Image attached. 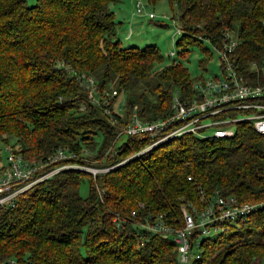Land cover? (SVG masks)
<instances>
[{"label": "trees", "instance_id": "trees-1", "mask_svg": "<svg viewBox=\"0 0 264 264\" xmlns=\"http://www.w3.org/2000/svg\"><path fill=\"white\" fill-rule=\"evenodd\" d=\"M165 1L177 10L179 59L155 70L162 60L155 45L119 42L123 20H116L114 6L123 0H0V142L26 160H42L57 148L77 155L39 171L78 166L54 172L18 193L13 206L0 207V262L177 264L170 236L137 223L157 213L179 227L180 204L199 206L200 189L263 205L243 220L220 223L219 233L198 237L193 229L188 241L197 238V257L187 264H264V134L241 120L227 138L187 133L141 152L148 140L115 135L131 106L150 121L168 113L173 93L191 96L201 77L191 80L180 59L188 46L209 59L201 40L216 45L222 33L232 35L233 70L247 84L264 83V0ZM79 74L93 78L99 106L86 100L75 80ZM111 90L122 93L120 108L117 95L105 96ZM111 145L114 153L104 154ZM82 167L110 168L91 174ZM84 181L87 193L81 197Z\"/></svg>", "mask_w": 264, "mask_h": 264}, {"label": "built area", "instance_id": "built-area-1", "mask_svg": "<svg viewBox=\"0 0 264 264\" xmlns=\"http://www.w3.org/2000/svg\"><path fill=\"white\" fill-rule=\"evenodd\" d=\"M144 6L146 5L141 1L134 0L132 15H144L146 19L153 20V14L146 12ZM261 25L264 29V21ZM175 33H180L179 27L175 28ZM235 45L232 35L227 32L222 33L218 44L211 45L218 62V75L194 81L191 86L192 94L186 99H180L177 93H173L168 113L163 117H156L150 121L142 120L137 107L131 106L124 121L117 127L115 135L148 140L149 143L138 151L141 152L167 139L187 133L201 139L227 138L234 133L233 123L241 120H247L255 132L264 134V83L247 84L233 70L230 57ZM166 56L172 57L173 52H169ZM75 80L83 88L88 103L99 106L100 100L96 98L93 78L79 74L75 76ZM116 93L115 90H111L105 96L110 98L117 95ZM122 105L121 100L118 108ZM103 113L109 114L105 109ZM4 152V162L0 165V207L3 208L13 206L15 196L27 187L71 164H61L46 171H39L42 167L58 160L77 157L62 148H57L42 160H26L8 144H4ZM138 152L129 155L126 159L135 156ZM83 153L84 151H81V154ZM113 153L111 145L105 154ZM109 168L82 167L91 174ZM186 180L190 178L187 177ZM197 194L199 206L190 202L180 204L179 227L173 228L163 214L157 213L146 214L142 221L137 223L141 230L170 236L171 241L176 244L177 264H187L190 259L197 257L195 250L197 238L188 241V235L193 229H199L198 237L205 236L210 231L219 233L224 229L220 223L232 224L243 220L248 213L256 211L263 205V202L238 203L232 196L222 197L216 191L206 195L202 190L197 189ZM141 207L140 203L137 204V208ZM135 212L136 209L130 210L129 217H133ZM111 221L118 225L119 218L113 216ZM0 264H12V261L8 259Z\"/></svg>", "mask_w": 264, "mask_h": 264}, {"label": "rangeland", "instance_id": "rangeland-1", "mask_svg": "<svg viewBox=\"0 0 264 264\" xmlns=\"http://www.w3.org/2000/svg\"><path fill=\"white\" fill-rule=\"evenodd\" d=\"M129 1V5L126 6V10L121 7L119 4L114 6V9L119 7L121 12L117 13V21L123 20L120 23V26L117 27L116 33L119 38L120 44L124 46L134 45L138 48H142L144 45H155L158 49L159 54L162 57L160 63L154 65V69H158L161 66L170 62V59H179L176 57V52L180 49L174 47V41L178 38L179 34L175 33V28L178 27L176 21L177 10L172 7L170 9L165 0H158L153 5H147L144 3V0H139L144 3L146 12L153 14V20H147L144 15H139L132 17L133 12V0H124ZM34 0H26L27 4H32ZM116 10V9H115ZM129 10L131 13L129 14ZM131 18V20H130ZM133 20V21H132ZM129 32V35L127 36ZM129 38H127V37ZM126 37V38H125ZM196 38L199 39L197 36ZM201 48L206 49L210 53V58L207 60L204 58V54L196 46L187 47V54L184 59H180V63L186 68L189 78L191 80H196V78L209 79L213 75H218V62L215 57V54L212 52L211 45L205 41L201 40ZM169 52H173L172 57H167L166 55ZM199 60H204V66L200 67L198 65ZM109 89H114L112 86H109ZM122 93H119L116 96V100L122 97ZM208 133V132H206ZM101 142L100 135L94 137L95 147L98 148ZM105 154V153H104ZM5 152H4V143L0 142V165L4 162ZM103 158L99 161L102 162ZM87 193L86 182H82L78 187V194L81 197H84Z\"/></svg>", "mask_w": 264, "mask_h": 264}, {"label": "crops", "instance_id": "crops-1", "mask_svg": "<svg viewBox=\"0 0 264 264\" xmlns=\"http://www.w3.org/2000/svg\"><path fill=\"white\" fill-rule=\"evenodd\" d=\"M123 1H124V0H123ZM133 1H134V0H133ZM122 5H124L123 8L126 10V6L129 5V1H126L124 4L121 3L119 6L121 7ZM119 12H121V11L118 10V9L115 10V13H119ZM130 13H131V10H129V14H130ZM132 17H135V16L132 15ZM130 20H131V18H130ZM147 20H150V19H147ZM132 21H133V20H132ZM127 36H128V35H127ZM127 36H126V37H127ZM126 37H125V38H126ZM127 38H129V37H127Z\"/></svg>", "mask_w": 264, "mask_h": 264}]
</instances>
